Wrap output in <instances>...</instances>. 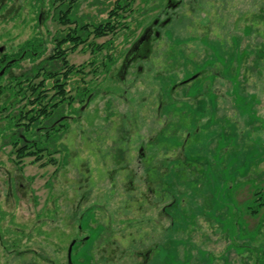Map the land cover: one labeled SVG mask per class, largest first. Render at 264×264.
Segmentation results:
<instances>
[{
	"label": "rangeland",
	"instance_id": "obj_1",
	"mask_svg": "<svg viewBox=\"0 0 264 264\" xmlns=\"http://www.w3.org/2000/svg\"><path fill=\"white\" fill-rule=\"evenodd\" d=\"M17 1V12L9 13V20L0 24V46L6 47V53L28 47V39L36 32L47 40L50 50L51 39L66 33L65 25L51 19L33 33L31 22L39 5L33 11L32 0ZM115 1L83 0L77 15L84 18V25L100 24L108 19ZM198 1L193 8L184 7L180 11L182 19L166 29L151 58L143 63L145 73L137 78L127 76L126 84L115 75L121 56L147 25L142 13L151 0H135L133 11L123 13L126 20L122 22L127 28L120 27L115 35L102 39L91 35L87 43L69 51V64L80 74L68 79L97 86L99 95L79 123H69V172L62 170L58 176L62 184L68 185L60 183L55 191L59 194L63 190L67 196L60 201L61 213L57 214L59 220L61 214L67 217L50 226L51 247L44 233L36 230L31 243L36 258L32 253L9 259L0 256V264H45L47 254L53 264H64L65 248L80 236L78 220L90 209L94 210L87 215L86 224L93 239L99 236V240L107 242L99 250L106 260L112 258L109 264H142L143 258L137 254L154 246L157 248L151 264L255 263L256 252L240 248L264 247V233L257 237L259 219L241 213L251 193L250 187L240 182H245V176L264 171V160L258 161L264 157V0ZM10 17H14L13 21ZM91 25L87 32L93 31ZM109 41V48L93 52L95 45ZM110 56L116 63L106 73L104 64L109 63ZM22 65L23 69L29 67L27 61ZM201 70L205 75L200 80L205 82L191 84L193 101L171 107L177 118L159 119V99L174 83ZM13 73L19 74L15 69ZM9 76L0 79L1 88L9 86L17 92L14 82L8 83ZM178 93L174 97L183 99V92ZM13 98L10 92L1 96L7 107ZM11 112L12 108L4 115ZM179 121L191 134L186 147L188 164H175L185 158L179 157V149L174 148L176 141L170 138L173 131L184 133ZM162 130H168L167 134ZM125 131H129V138ZM158 135H166L164 147L157 145ZM123 136L130 139V145ZM149 140L153 142L147 153V171L156 177L155 168L160 166L162 182L160 175L155 180L146 173L144 164H138L139 144ZM11 150L6 147L0 152V163L9 164ZM113 170L119 171L110 179ZM233 187H239L235 194L228 192ZM82 195L85 200L80 211L75 212ZM40 200L42 207V193ZM29 214L33 215L32 210L22 206L17 221L33 228L38 225L36 217L29 218ZM86 224L83 223L85 228ZM241 224L245 227L243 233ZM60 232L64 234L62 241ZM58 244L65 249L63 253L55 249Z\"/></svg>",
	"mask_w": 264,
	"mask_h": 264
},
{
	"label": "flooded vegetation",
	"instance_id": "obj_2",
	"mask_svg": "<svg viewBox=\"0 0 264 264\" xmlns=\"http://www.w3.org/2000/svg\"><path fill=\"white\" fill-rule=\"evenodd\" d=\"M121 1L116 0L112 6H117ZM123 1H125L124 5L130 3V0ZM82 2L83 0H32L33 11L39 5L38 12L34 11L37 16H33L34 21L31 19L33 22H31V27L29 26L33 33L41 28L44 22L51 19L60 25H65L66 33H60L51 39L53 43L50 50L47 40L37 36L36 32L28 39V47H20L15 52L6 53V47L0 46V72L6 67L5 74L0 79L10 75L8 80L10 85L14 82L15 87L28 89L26 96L20 95L18 89L17 96L13 98L10 107L4 105L5 102L3 103L2 95H0V152L6 147L12 149V156L8 160L9 164L0 163V256H6L7 259L12 256L13 258L24 257L27 253H32L33 258H36L35 251L32 252L34 248L31 247L36 230L37 233H44L48 241L47 244L51 247L50 226L59 220L57 214L61 213L60 209L62 208L60 201L67 198L63 190L59 194H55V191L56 186L60 183L68 185L67 182L62 184V177L58 176L62 170L69 172L66 143L69 123H79L90 103L99 95L97 86H84L81 82L68 79L73 75L80 74L78 68L75 69L73 65L69 64L68 53L76 51L79 45H82L83 33L78 28L82 26L84 18L77 15V10ZM198 2V0H151L149 8L144 9L142 13V20L143 18L147 19V25L141 28L140 35L121 56L115 76L122 84H126L129 75L137 78L145 73L143 63L151 58L155 44L163 39L166 29L175 21L182 19L180 11L184 7L192 6L193 8V6H197ZM17 3V0H0V24L9 20L6 17L9 13L17 12ZM45 6L46 11L44 10ZM124 11H119L120 16L124 17ZM127 12H130V8ZM11 19L13 21L14 17H10ZM142 20L141 23L144 21ZM22 24L25 23L22 22ZM68 38L70 41H67ZM110 59L112 60L111 70L116 60L112 56L108 60ZM24 61L29 64L27 69H23L22 62ZM14 69L19 72L18 75L13 73ZM203 75L205 72L201 70L197 74L187 76L180 82L174 83L168 94L159 99L156 110L157 117L167 120L169 116L177 118L175 110L171 107H178L193 101L194 97L190 98L192 91L190 86L191 84L204 83L205 81L200 80L204 77ZM1 87L0 85V91ZM177 92H179L178 94L183 92V99L174 97ZM120 98L122 99L121 96ZM111 104L109 105L111 106ZM10 108H12L11 114L4 115ZM124 118L127 119V116L125 115ZM179 126H181L180 121ZM181 128H183V134H175L173 131L172 136L170 135V138L173 137L171 140L176 141L174 148L179 149V157H185L184 160H177L175 164H188L186 147L191 139V134L187 132V126L183 125ZM167 132L168 130L166 133L164 131V134ZM177 132L179 131L177 130ZM125 133L129 138V131H125ZM165 137L166 135H158V146L164 147ZM123 140L127 145H130V139L126 140L123 136ZM152 142V140L141 141L138 150V164H144L146 173L148 172L151 177V172L147 171V168L150 167L147 166L150 164L147 153ZM128 151L129 148H126L125 153ZM26 160H29L28 164H25ZM155 169L156 177L152 178L158 180L162 173L161 167L157 166ZM28 171H30L29 174ZM118 171L113 170L109 175L110 179H114ZM160 176L162 182L163 176ZM64 179L67 178L64 177ZM40 182L42 187L39 186ZM41 193L44 198L42 207L39 204ZM81 197L75 212L80 211L85 200V195ZM22 206H26L29 212L32 210V216L36 217L37 226L32 225L33 228H31L17 221ZM93 210H88L78 220L77 229L80 236L74 238L65 248L64 264H84L87 261H90L91 264L111 262L112 258L108 257L109 259L106 260L102 251L99 250L102 246H106L107 242L99 240V236L93 239L86 224L87 215H91ZM64 214H67L66 210ZM32 216L29 214L28 217ZM61 216L59 223H62L67 217L62 214ZM83 223L87 228L83 226ZM59 237L62 241L64 234L60 232ZM107 237L109 236L107 235ZM156 248L157 246H154L137 254L143 258L142 264H151ZM55 249L59 254L65 251L61 244H58ZM90 249L92 250L89 253ZM94 251L96 252L94 253ZM44 263L53 264L49 254L45 256Z\"/></svg>",
	"mask_w": 264,
	"mask_h": 264
},
{
	"label": "trees",
	"instance_id": "obj_3",
	"mask_svg": "<svg viewBox=\"0 0 264 264\" xmlns=\"http://www.w3.org/2000/svg\"><path fill=\"white\" fill-rule=\"evenodd\" d=\"M135 0H130L129 4H125V1H121V3H118L117 6L115 5V7H113L112 11H110L109 13V18L108 20H105V22H102L100 24H88L91 25L93 27V31L92 32H87V30H89V26L88 25H84L82 24V26H80L78 28L79 31H82L83 33V43H87L89 37L91 35L94 36L95 39H102L104 37H107L109 35H115L117 29H119L120 27H126L128 25H125V23L122 22L123 19H125L124 17L120 16L119 11L121 10H125L124 12L128 11V9L130 8V12H132L133 10L131 9L133 4H134ZM125 22V21H124ZM71 38V36H70ZM67 41H70V39L68 38ZM110 41L107 42V44H103L101 46H97L95 45L93 48V52L96 53V51H102L103 49L109 48L108 45H110ZM93 47V45H92ZM112 60H109V63L104 64V70L106 73L110 72V67L112 65ZM11 87L7 86L4 87L1 91H0V95H3L5 92H10L11 98L17 96V92L14 91L13 87L12 89H10ZM20 95H28V89H23L20 88ZM264 160V157H259L258 161ZM249 177V178H248ZM245 182H240L241 185H245V186H249L250 187V193H251V197L244 203V206L241 208L242 210V214L247 213L252 217L258 218V225L256 227V236L259 237L261 234L264 233V171L258 175H253L250 174L248 176H245ZM239 188V187H238ZM237 188V189H238ZM237 189H234V187L228 188V192L231 191L230 193L235 194L237 192ZM236 209V208H235ZM236 210H239L238 208ZM243 228L240 226H238V228L240 229V232L243 233V231H245V227L244 224ZM247 230V229H246ZM255 236V237H256ZM254 237V238H255ZM256 237V238H257ZM255 239H253L254 241ZM240 248V247H239ZM241 251L243 252H249L251 254L255 253L257 254L256 258H255V263L254 264H264V247H260V248H254V247H250L247 245H243L241 246Z\"/></svg>",
	"mask_w": 264,
	"mask_h": 264
},
{
	"label": "water",
	"instance_id": "obj_4",
	"mask_svg": "<svg viewBox=\"0 0 264 264\" xmlns=\"http://www.w3.org/2000/svg\"><path fill=\"white\" fill-rule=\"evenodd\" d=\"M5 71H6V67L0 72V78L5 74ZM71 248H72V246H71ZM70 248V249H71ZM70 251V250H69Z\"/></svg>",
	"mask_w": 264,
	"mask_h": 264
}]
</instances>
